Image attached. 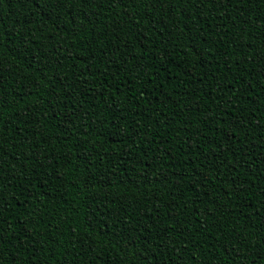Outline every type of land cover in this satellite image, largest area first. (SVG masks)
Here are the masks:
<instances>
[{
	"label": "trees",
	"instance_id": "trees-1",
	"mask_svg": "<svg viewBox=\"0 0 264 264\" xmlns=\"http://www.w3.org/2000/svg\"><path fill=\"white\" fill-rule=\"evenodd\" d=\"M261 255L264 0H0V264Z\"/></svg>",
	"mask_w": 264,
	"mask_h": 264
},
{
	"label": "snow or ice",
	"instance_id": "snow-or-ice-1",
	"mask_svg": "<svg viewBox=\"0 0 264 264\" xmlns=\"http://www.w3.org/2000/svg\"><path fill=\"white\" fill-rule=\"evenodd\" d=\"M229 139H231V137H229ZM250 264H257L255 256H254L253 260L250 262ZM259 264H264V255H261L259 257Z\"/></svg>",
	"mask_w": 264,
	"mask_h": 264
}]
</instances>
